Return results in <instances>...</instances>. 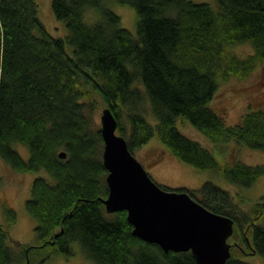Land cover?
<instances>
[{
	"label": "trees",
	"instance_id": "obj_1",
	"mask_svg": "<svg viewBox=\"0 0 264 264\" xmlns=\"http://www.w3.org/2000/svg\"><path fill=\"white\" fill-rule=\"evenodd\" d=\"M114 1L134 8L135 37L104 0H52L64 38L47 32L35 0H0V156L17 172L44 169L52 179L34 178L24 203L38 246L13 241L11 248L0 225V264H27L35 248L70 255L76 241L97 264H197L191 251L165 252L134 236L126 211H105L107 169L93 92L115 116L116 134L132 154L156 133L179 161L218 171L228 183L250 186L264 175V164L218 163L176 125L181 118L210 141L264 152V108L229 126L209 107L219 78H244L264 59V0H216V12L191 0ZM87 7L98 21L85 22ZM246 41L254 47L246 57L226 51ZM145 102L155 125L145 119ZM18 142L29 151L26 161L11 147ZM178 191L234 221L226 264H249L239 258L248 254L264 263V196L243 211L210 182ZM3 215L9 225L16 221L12 208Z\"/></svg>",
	"mask_w": 264,
	"mask_h": 264
},
{
	"label": "rangeland",
	"instance_id": "obj_2",
	"mask_svg": "<svg viewBox=\"0 0 264 264\" xmlns=\"http://www.w3.org/2000/svg\"><path fill=\"white\" fill-rule=\"evenodd\" d=\"M37 2V16L44 25L47 32L54 38H64L67 35L65 24L58 21L51 10L52 0H35ZM210 4L216 12L219 5L216 0H191ZM103 4L110 8L121 20L120 26L126 29L132 36H136V13L133 7L118 3L114 0H104ZM99 15L95 9L87 7L83 19L86 23L98 21ZM226 51L238 57H246L253 53L254 47L251 42L246 41L237 45H228ZM66 53L72 54L71 47L67 46ZM139 85V84H137ZM97 100L95 110V121L100 124L102 110L105 105L93 92ZM209 107L215 111L225 124L232 126L241 123L242 117L253 109L264 108V59L257 63L255 67L244 78L230 76L227 80L218 79L217 91L213 95ZM145 119L155 125V119L150 112L149 103L145 102L143 107ZM177 128L188 138L201 144L211 154L214 155L218 163L231 164L240 161L250 166L264 164V152L259 149H250L245 144L241 145L234 140H226L222 143L210 141L202 133H199L186 120L178 118ZM11 147L18 152L26 161L29 157L27 147L22 143H12ZM133 156L140 162L147 174L159 186L168 190H180L181 188L192 192L202 187L204 182H210L230 193L233 203L241 210L248 211L253 203L264 196V175L259 176L250 186H241L228 183L223 176L215 170L198 169L193 165H188L179 161L163 145L159 136H154L133 152ZM44 177L48 182L52 179L44 171H24L17 172L11 168L0 156V225L8 232V245L13 248V241H18L26 246H38L39 242L35 236V221L28 215L25 209V201L30 198L31 181L36 177ZM4 207L12 208L17 216L16 221L7 224L3 215ZM236 230V229H235ZM229 236L228 243L233 239ZM72 254L63 255L53 253L48 247L35 248L29 254L27 264H97L84 255L79 243L73 242ZM239 258L249 264H264L260 255H241Z\"/></svg>",
	"mask_w": 264,
	"mask_h": 264
},
{
	"label": "water",
	"instance_id": "obj_3",
	"mask_svg": "<svg viewBox=\"0 0 264 264\" xmlns=\"http://www.w3.org/2000/svg\"><path fill=\"white\" fill-rule=\"evenodd\" d=\"M100 116L107 169L105 211H126L133 235L165 252L191 251L197 264H226L234 221L202 207L185 191L158 186L116 134L115 116L108 108ZM65 155L61 151L59 158Z\"/></svg>",
	"mask_w": 264,
	"mask_h": 264
}]
</instances>
